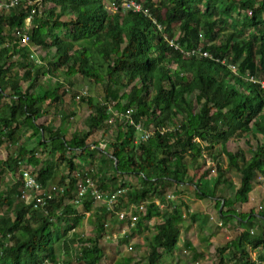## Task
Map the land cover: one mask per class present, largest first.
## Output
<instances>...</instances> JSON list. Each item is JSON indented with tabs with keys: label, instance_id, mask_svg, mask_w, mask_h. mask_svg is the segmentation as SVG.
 <instances>
[{
	"label": "trees",
	"instance_id": "16d2710c",
	"mask_svg": "<svg viewBox=\"0 0 264 264\" xmlns=\"http://www.w3.org/2000/svg\"><path fill=\"white\" fill-rule=\"evenodd\" d=\"M114 1L118 3L115 11L108 8L107 0H41L49 3L47 14L34 16L31 40L23 45H15L8 37L24 22L29 6L22 0L0 13V143L12 140L23 123L33 127L37 135L35 148L18 145L7 154L4 164L17 174L20 163L31 165L43 186L52 184L58 161L68 167L55 183L64 184V192L48 199L47 213L19 198L22 182L18 176L0 193V207L13 205L14 210L10 217L0 213V264H39L44 257L53 260L55 241L75 228L94 205L89 194L83 199L82 210L70 199L75 192L74 174L82 172L75 159L91 164L96 152L100 162H110L112 179L140 174V188L135 193L125 191L120 198L123 204L155 196L163 200L164 190L179 184H192L201 197H216L217 215L223 223L235 220L244 227L234 231L231 244L224 242V247L231 246L226 258L232 264H256L248 246L260 248L259 259H264V212L258 209L254 213L250 192L254 179L264 176V88L246 79L245 73L264 76V0H162L160 6L153 0H142L162 29L143 13L124 10L120 0ZM161 6L166 8L163 15ZM65 14L70 16L64 19ZM218 17L231 24L229 34L220 33ZM34 44L54 47L53 59L46 64L35 62L29 56ZM198 46L212 56L184 54V50ZM21 63L25 66L18 76L15 68ZM229 63L236 64L235 71ZM53 68H63L68 81L79 73L92 82L106 79L123 88L126 104L118 100L114 109L122 116L131 109L132 115L152 130L150 136L136 141L135 128L123 116L125 126H119L115 137L105 141L106 148L100 147L99 141L89 142L87 138L113 114L109 99L101 101L89 94L78 98L90 111L84 118L86 129L72 135V144L65 132L49 121L38 123L37 119L47 113L44 104H57L61 119L69 117L59 83L37 87L39 78L51 75ZM21 79L27 81L24 88ZM195 90L202 94L197 108L187 99V93ZM78 94L79 90H70L72 99ZM244 135H250L246 139L247 159L242 149L228 150L225 145L229 138ZM214 142H220L227 166L240 173L233 196L218 195V186L230 182L222 164H217L216 175L210 180L205 173L194 178L184 160L188 155L191 163H198L204 148ZM37 147L47 157L40 158ZM107 179L96 180L100 188L115 189L129 183L124 180L104 187ZM237 202L249 209L235 211ZM150 203L138 224L142 217L149 218L157 211V204ZM167 208L148 238L145 264H157L162 252H172L178 241L181 203ZM98 212L96 235L83 241L75 250V261L67 264H100L104 256L114 259L100 243L108 234V211L103 206ZM191 217L195 218V213ZM204 217L207 220L208 216ZM62 239L67 249V241ZM121 240H128V236Z\"/></svg>",
	"mask_w": 264,
	"mask_h": 264
},
{
	"label": "rangeland",
	"instance_id": "374dc122",
	"mask_svg": "<svg viewBox=\"0 0 264 264\" xmlns=\"http://www.w3.org/2000/svg\"><path fill=\"white\" fill-rule=\"evenodd\" d=\"M155 2V5H161L162 0H153ZM164 1V0H163ZM39 6V12L37 14L38 17L42 15L47 14V10L49 7V3L41 2ZM111 11H113V7H108ZM166 8L165 6L160 7V12L162 15L165 13ZM248 13V12H247ZM70 14H65L62 16V18L66 19L69 17ZM216 24L221 26L220 33H223L225 35L229 34L232 31V26L230 23H225L222 21V17L216 18ZM229 21V20H228ZM247 32V30H246ZM13 33V31H12ZM11 42H14L15 45H19V41L13 37V35H10L8 37ZM34 51L35 54L40 58L41 62L43 64H46L47 61L53 59L54 57V47H45L42 45H36L34 44ZM11 59H7L6 62L10 61ZM36 62V61H35ZM24 64H18L16 66V70L18 72V76L22 73L24 69ZM49 73L41 76L38 80V88L41 86H45L49 82H57L60 86V91L64 94L65 97V103L63 105L65 111L68 112L69 117L67 119H61L60 117V111L59 106L55 104V106H48L45 105V108L47 110V113L44 115H41L38 119V123H44L46 121H49L54 127H58L61 130L65 132V135L67 139L69 140V143L72 144V135L77 132H82L86 129V125L84 123L85 116L89 113L90 108L87 103L84 101L76 99H72L70 96V90L75 89L76 91L86 88L88 90V93L90 96H93L95 99H100L101 101H105V97L109 99V110H114V103L118 100L121 101L124 105L126 104V99L123 96V88L118 87L117 85H114L112 83H108L106 79H104L102 82H92L88 78H84L81 74L75 73L73 74L68 81L66 77H64V70L63 68H57L52 69ZM20 85L22 88H24L27 85V81L21 79ZM7 91L9 89L7 88ZM80 99V98H79ZM187 99L192 101L194 106L197 108L200 101L202 100V94L195 90L193 92L187 93ZM5 100H8V98L5 97ZM46 103V102H45ZM134 116V115H133ZM123 116L120 114L114 115L111 114L110 118L99 128H97L88 138L87 140L89 142L91 141H99V146L102 148H106L105 141L112 140L115 135L117 134V131L119 129V126L124 127L125 121L122 118ZM134 118H136L134 116ZM135 140L137 141L139 139V132L135 131ZM260 138V134H257ZM36 134L34 133V128L28 125L27 123H23L20 125L17 129V131L14 133L12 140L5 139L2 143H0V193L5 191L6 187L13 182V180L18 176L16 171H10L6 165L4 164V159L7 156L8 153L11 151H14L18 145L23 144L26 145L28 148H35L37 146V138ZM250 135H244V136H234L229 138L225 145L226 149L228 150H236L238 148L242 149L244 158L247 159L250 156V153L248 151V141L246 140ZM221 144L220 142H214L212 147L204 148L203 153L201 157L198 159V163L193 164L189 160V156L185 155L184 160L188 162L189 171L192 173L194 178H198L201 174L205 173V177L208 179H213L217 172V164H222L225 167V174L229 178L230 182L221 184L218 187V195H227V196H233L234 190L239 184V177L240 173L237 169L233 167L227 166V158L224 152L220 150ZM36 154L40 158L47 157V154H44L40 151V148L37 147ZM99 152H96L94 154V158H92L91 164H82L79 162V160L76 158V162L79 164V169L82 171H85L89 174H91L94 179L100 181L103 178H108L103 184H109L110 186H113V184L117 183V185L120 183V181H128L127 185L124 186L125 190L129 193H135V191L140 188L142 182L141 177L139 173H129L124 175H116L115 179H112V169L110 167V162L106 160L105 162H100L98 160ZM54 158L56 157L53 156ZM210 165L208 166L207 164ZM22 164L25 165L24 162ZM56 173L55 178L50 183H56L59 175L62 173L67 172V165L65 162L58 161L56 165ZM211 167L215 169V171H211ZM108 176V177H107ZM110 188V187H109ZM112 189V188H110ZM166 192H173L174 194L179 193H191V195H194V197L202 198L200 195L197 194L195 187L192 184H179V185H173L171 187H168L164 190L162 194H165ZM251 195H255L254 199H251V206L253 209H261L264 212V176L258 175L253 182V188L250 192ZM194 200H190L188 198L187 201H183L182 203L185 204V206L181 207L185 208L186 216L183 217V222H188L189 224L193 223L194 220L192 217H190V210L194 207ZM188 202V203H187ZM148 206L150 207L151 203L146 202ZM182 204V205H183ZM77 205V204H76ZM258 205H262L259 207ZM96 207V206H95ZM235 211L242 213L246 209H249V206H243L241 203L237 202L234 206ZM216 208V207H214ZM79 210H82V206L78 208ZM154 210V209H153ZM194 210V209H193ZM98 211V210H96ZM13 205L10 206H2L0 207V213L4 214L6 216H12L13 215ZM156 214H159L161 216L163 212L165 211H154ZM97 213L99 212H91L88 215H85L80 222L76 225L74 230H69L66 232V234L62 235L59 240L55 241V251L53 253V260L55 262H60L59 264H67L70 261L74 260V253L76 250L75 245H77V248L79 247L80 243H83V241H86L87 238L93 237L97 233V223H96V217L98 216ZM215 215H216V209H215ZM142 216V215H141ZM161 218L154 217L149 222H146V224L142 223L139 225L138 230H136V234L134 236V239H131V241L128 240H121V237H117L116 241H118V244H111L109 243V237L108 235H103L100 238V243L106 248L105 251L113 253L114 260H111L110 257L104 256L101 259L100 264H145L146 256L148 254V238L153 233L155 229V225L158 223V221L162 220ZM216 218H219L216 216ZM108 221V220H107ZM115 222V223H113ZM108 221L109 225H107V228L111 227V224L119 223L117 221ZM225 224V223H224ZM232 229H234L236 222L232 220L230 222ZM216 225V224H215ZM218 229L214 228V232L223 231L221 230V226L216 225ZM229 225V227L231 228ZM228 227V225H227ZM118 226L111 230H117ZM255 229V227L253 228ZM224 235H220L221 242L219 240L218 244H215L212 246L211 242H208L207 234H204L201 232L200 229L197 230V233H195V237L198 238V241L205 244L206 246L204 249H197V246H194L189 243H183L181 245V250L186 249L188 250L187 253L182 252L181 256L179 254H171L168 255L170 257L167 258V253L165 252L161 255L159 258L157 264H171L173 261V264H195V258H200L202 262L197 264H225V261L227 264H232L233 261L225 260V258H222V255L225 254L224 242H225V231H223ZM110 233V232H109ZM108 233V234H109ZM117 233V232H115ZM119 233V232H118ZM222 233V232H221ZM119 235V234H116ZM115 235V236H116ZM109 236H112V233L109 234ZM66 238L67 241V249L64 243L62 242V238ZM71 239L74 240V244L72 243ZM130 240V238H129ZM132 244L133 248L130 250H127L126 247L128 244ZM81 245V244H80ZM220 245V246H219ZM260 253V251H259ZM201 254H204L201 256ZM200 255V256H199ZM130 256V258H129ZM177 256H179L177 258ZM224 257V256H223ZM51 259V258H50Z\"/></svg>",
	"mask_w": 264,
	"mask_h": 264
},
{
	"label": "built area",
	"instance_id": "2783aa9c",
	"mask_svg": "<svg viewBox=\"0 0 264 264\" xmlns=\"http://www.w3.org/2000/svg\"><path fill=\"white\" fill-rule=\"evenodd\" d=\"M22 0H0V13L4 11H9L15 6H18ZM24 5L29 6L28 13L24 18V22L21 25L16 26L13 29V35L19 41V45L29 44L31 40V29L33 27V18L39 12V6L41 0H24ZM107 6L113 7V11H115L118 7V3L114 0H107ZM120 5L124 10H132L135 12H141L144 15L148 16L158 27V29H162V24L156 19L155 15L152 13L149 6H146L142 0H120ZM251 13V10L247 11ZM168 42L175 47H178V43L175 42L172 38L166 37ZM34 45H31V51L29 56L33 58L36 62H41L40 58L35 54ZM183 51V50H182ZM184 54L186 55H199V56H212L208 50L203 49L201 46L193 49L184 50ZM224 62V60H222ZM228 66L235 71L236 64L229 63ZM245 78L259 83L260 87L264 88V76L255 75L249 72L245 73ZM88 90L86 88H82L79 94L76 96L78 99L81 95H86ZM114 115L120 114L117 109H112ZM125 121L132 125L136 131L139 132L138 140L147 139L152 130L146 128L142 121L134 118L132 115V110L128 109L123 114ZM137 140V141H138ZM208 166L210 165L207 164ZM211 171H215L213 167L210 169ZM18 177L21 178V188L19 191V198L23 200L26 204H29L32 208L39 207L44 210L45 213L48 212L47 204L48 199L56 194H61L64 192L65 185L64 184H49L48 186H43L42 182L37 178V171L31 165H21L18 168ZM75 192L71 197V201L76 203L77 205L83 204V199L86 194L94 200V202L100 203V210L104 206L107 213L108 221H117L122 223L123 225L120 227V236L123 238L126 237V230L129 226L135 225L138 221L139 217L142 214L147 212V204L148 200H142L141 202L131 201L129 203H124L120 201V198L123 196L126 191L124 187H117L115 189H102L99 187L96 179L94 177L85 172L79 171L75 172ZM165 200H174L175 194L173 192H167L164 196ZM160 207H166L168 204L164 202V200H157L155 202ZM260 207V206H259ZM59 210V209H58ZM60 212V211H59ZM212 218V216H211ZM216 223L221 226L223 231H226V237L228 242L231 244L233 242V238L229 235V230L227 226L224 225L222 219H216ZM228 230V231H227ZM252 232V229H251ZM115 233L109 237V243L118 244L116 241L118 235ZM82 244V243H81ZM133 248L132 244H128L126 249L130 250ZM256 264H260V260H255ZM60 262H55L51 260L49 257H44L39 264H59ZM199 263L196 261V264Z\"/></svg>",
	"mask_w": 264,
	"mask_h": 264
},
{
	"label": "crops",
	"instance_id": "0c3cea01",
	"mask_svg": "<svg viewBox=\"0 0 264 264\" xmlns=\"http://www.w3.org/2000/svg\"><path fill=\"white\" fill-rule=\"evenodd\" d=\"M107 185L105 184L104 185V187H106ZM105 189H110L109 187H107V188H105ZM167 193V192H166ZM165 193V194H166ZM165 194H164V196H165ZM163 196V197H164ZM254 196L255 195H250V199H254ZM165 198V197H164ZM188 198L190 199V200H194L193 202H194V207H193V209H189L190 210V214H192V213H195V218H192L193 220H194V222L193 223H191V224H189L188 222H183L182 221V219H183V217H185L186 216V211L184 210L185 208H183V210H182V218L179 220V230H180V233H179V238H178V241H177V243H176V245H175V248H174V250L172 251V252H168L167 253V258L168 257H170V256H168V255H171V254H179V256H181V254H182V252H184V253H187L188 252V250H186V249H182L181 250V245L184 243H189V244H192V245H194V246H196V245H198L197 246V249L198 250H202V249H204V247L206 246L205 244L203 245V243H201L200 244V242L198 241V238L197 237H195V233H197V230L198 229H200L201 230V232L202 233H204V234H207V239H208V242H211L212 243V246H214L215 244H218V242H219V240L221 239V237H220V235H222L224 232L223 231H218V232H214L213 230H214V228H216V229H218L217 228V226L216 225H218L217 223H216V219H220V218H216V216L218 217V215H217V211L219 210V207H217V205H216V197H214V198H210V197H203V199L202 198H197V197H194V195H191V193H179V194H175V199L174 200H169V201H167V200H165V199H163L164 200V202H166V204H168L166 207H160L158 204H157V206H158V209H157V211L158 210H161V211H164L165 209H169V208H167V207H170V206H172V205H174L175 203H181V207L183 206H185V204H183L182 202L185 200V201H187L188 200ZM162 200L160 197H158V196H155V197H150L149 199H146V200H148L147 202L149 203V202H151V200L152 201H154V202H156L157 200ZM188 203V202H187ZM183 204V205H182ZM100 203L99 202H94V205L92 206V208L89 210V211H87L86 213H85V215H88V214H90L91 212H98V211H100ZM80 206H82V205H77L76 207L77 208H79ZM96 206V207H95ZM153 206H155V205H153ZM258 206H260V205H258ZM262 206V205H261ZM260 206V207H261ZM214 207H216V208H214ZM149 208V206H148V204H147V209ZM215 209H216V215H215ZM79 210V209H78ZM96 210H98V211H96ZM254 210V213H257V210L256 209H253ZM243 213V212H242ZM162 216V215H161ZM161 216H159V214H156L154 211H153V214L149 217V218H146V217H142V220H140V224H142V223H144V224H146V222H149L150 220H151V218L153 219L154 217H158V218H161ZM204 216H208V218H207V220H203L205 217ZM211 216H212V218H211ZM141 217V216H140ZM190 217H191V215H190ZM262 218L264 219V217L262 216ZM142 221H144V222H142ZM161 221V220H160ZM160 221H158V222H160ZM232 220H230V221H228V222H226L224 225L225 226H227L228 225V232H229V235L233 238V233H234V231H236V230H239V231H241L244 227H243V225L242 224H238L235 220H234V222H236V224H235V227H234V229H232V226H231V224H230V222H231ZM113 223H115V222H113ZM261 223H262V221H261ZM140 224H138V221L135 223V225H133V226H129L128 228H127V230H126V234H127V236H128V241H131V239H134V236H135V234H136V230H138V228H139V225ZM216 224V225H215ZM107 225H109V223H108V221H107ZM123 224L122 223H116V224H111L110 226L111 227H109V228H107V231H108V233L110 232V233H115V232H117V233H115V234H119L118 236L119 237H121L120 235V227L122 226ZM229 225L231 226V228L229 227ZM118 226V229L117 230H114V231H111V230H113V229H115L116 227ZM219 226V225H218ZM71 230H74V228L73 229H71ZM221 230H222V228H221ZM253 230V229H252ZM154 231H155V229H154ZM153 231V232H154ZM119 232V233H118ZM222 232V233H221ZM109 233V234H110ZM109 234H107L108 236H109ZM224 235V234H223ZM108 236H107V238H108ZM65 238V237H64ZM129 238H130V240H129ZM66 239V238H65ZM63 240V239H62ZM71 241H72V243L74 244V240L73 239H71ZM221 241V240H220ZM226 241H228V239H227V237H226V231H225V242ZM221 242H223V241H221ZM81 244V243H80ZM80 244H79V246H80ZM220 246V245H219ZM75 247L77 248V245H75ZM229 247H231V246H227L226 245V251H225V254L224 255H222V258H225V260H228V261H230V259H227L226 257L228 256V248ZM248 250H249V254H250V257H251V259H253V260H260V264H264V259H259V251H260V248H257V247H255V248H251L250 246H248ZM261 252V251H260ZM163 253H165V252H162V254ZM161 254V255H162ZM204 254H201V256H203ZM172 256V255H171ZM179 256H177V258L179 257ZM200 256V255H199ZM224 256V257H223ZM161 257V256H160ZM114 260V259H113ZM196 261L197 262H202V260L200 259V258H195V264H196ZM171 264H173V261L171 262ZM225 264H227L226 263V261H225Z\"/></svg>",
	"mask_w": 264,
	"mask_h": 264
}]
</instances>
